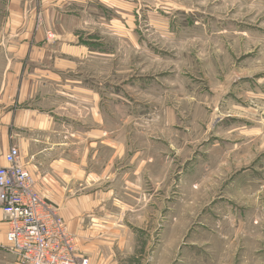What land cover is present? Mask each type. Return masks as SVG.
Wrapping results in <instances>:
<instances>
[{
  "label": "rangeland",
  "instance_id": "374dc122",
  "mask_svg": "<svg viewBox=\"0 0 264 264\" xmlns=\"http://www.w3.org/2000/svg\"><path fill=\"white\" fill-rule=\"evenodd\" d=\"M76 14L93 54L75 87L103 94L104 117L81 182L111 188L96 264H264V0H90ZM3 249L0 264H19Z\"/></svg>",
  "mask_w": 264,
  "mask_h": 264
},
{
  "label": "crops",
  "instance_id": "0c3cea01",
  "mask_svg": "<svg viewBox=\"0 0 264 264\" xmlns=\"http://www.w3.org/2000/svg\"><path fill=\"white\" fill-rule=\"evenodd\" d=\"M89 1L0 0V165L7 164L5 154L12 146L19 148L36 190L59 208L80 252L96 264L103 259L101 242L109 237L100 205L111 188L88 191L97 184L94 176L81 182L91 174L87 166L91 169L99 152L92 148L102 140L94 130L101 126L94 124L104 119L103 94L75 87L78 67L93 54L90 41H78L81 34L74 25L79 7L86 9ZM90 116L92 125L86 122ZM109 180L105 183L111 184ZM7 232L0 207L2 252H7Z\"/></svg>",
  "mask_w": 264,
  "mask_h": 264
},
{
  "label": "built area",
  "instance_id": "2783aa9c",
  "mask_svg": "<svg viewBox=\"0 0 264 264\" xmlns=\"http://www.w3.org/2000/svg\"><path fill=\"white\" fill-rule=\"evenodd\" d=\"M0 165V207L8 223L7 248L19 264H88L76 234L59 208L36 190L35 180L12 146Z\"/></svg>",
  "mask_w": 264,
  "mask_h": 264
}]
</instances>
